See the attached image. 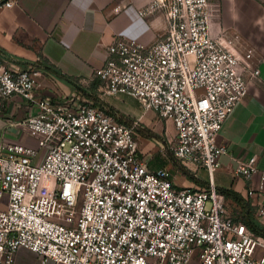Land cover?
Listing matches in <instances>:
<instances>
[{
    "label": "built area",
    "instance_id": "obj_1",
    "mask_svg": "<svg viewBox=\"0 0 264 264\" xmlns=\"http://www.w3.org/2000/svg\"><path fill=\"white\" fill-rule=\"evenodd\" d=\"M209 3L150 0L146 10L163 15V29L149 42L112 33L92 73L100 93H127L173 122V155L205 168L201 186L148 169L135 124L73 94H39L37 70L13 69L0 54V95H20L35 108L8 119L32 142L0 141V264H15L19 248L39 264H264L263 235L230 213L234 200L212 181L227 152L217 136L258 77L257 59L250 47L212 34ZM233 171L249 181L246 195L259 196L264 214L256 155Z\"/></svg>",
    "mask_w": 264,
    "mask_h": 264
},
{
    "label": "crops",
    "instance_id": "obj_2",
    "mask_svg": "<svg viewBox=\"0 0 264 264\" xmlns=\"http://www.w3.org/2000/svg\"><path fill=\"white\" fill-rule=\"evenodd\" d=\"M4 1L0 0V54L13 69L30 67L37 70L40 86L36 91L39 94L74 95L76 88L58 78L49 67V64L55 65L82 85L83 82L89 84L86 86L89 94L78 97L111 110L108 112L115 118L123 119L116 118L120 122L135 124L139 154L148 169H166L173 182L181 186L196 187L208 183L203 167L181 164L195 180L179 169L180 163L171 148L175 128L170 119L143 109L139 101L127 93H100L98 79L92 78L93 70L104 63L105 46L111 41L112 33L149 42L163 29V15L146 10L150 0H12L10 6L3 5ZM209 2L212 34L221 35L223 41L238 50L250 47L259 69L258 77L249 80L247 93L223 121L217 140L226 144L227 152L220 155L212 181L218 189L230 188L249 201L250 216L257 220L259 196H247L249 181L235 175L233 170L237 160H247L255 154L256 167L264 172V0ZM59 87L65 92H60ZM34 110V106L20 95H0V141L32 142L17 126L9 125L8 119H21ZM138 128L151 129L165 142L142 135ZM258 179V174H254L251 181ZM234 202L246 215V209ZM259 219L264 225V215ZM21 255L30 258L29 262L21 260ZM15 264H39V259L34 252L19 248Z\"/></svg>",
    "mask_w": 264,
    "mask_h": 264
},
{
    "label": "trees",
    "instance_id": "obj_3",
    "mask_svg": "<svg viewBox=\"0 0 264 264\" xmlns=\"http://www.w3.org/2000/svg\"><path fill=\"white\" fill-rule=\"evenodd\" d=\"M49 67L51 68V70L54 72V74L60 78L62 81H64L65 83L69 84L70 86H72L73 88L79 89L81 90L83 93L89 94L88 92V88L84 85H82L81 83L77 82L72 76H70L67 73L62 72L59 68H57L55 65L53 64H49ZM111 112V110H108ZM116 118L118 120H123L122 118L116 116ZM139 129V128H138ZM140 133L146 137H152V138H158V139H163L159 134H157L156 132L152 131L151 129L148 128H143V129H139ZM165 142V139H163ZM179 169L185 173L189 178L191 179H196L183 165L179 164L178 165ZM221 191L225 194V196H229L231 197L233 200H235L238 204H240L243 208L246 209V215H244L242 217L243 222L251 229H253L254 231H256L257 233L261 234L264 236V225L263 224H259L257 222V220H254L249 213V201L244 200L241 195H239L238 193H236L235 191H233L230 188H222Z\"/></svg>",
    "mask_w": 264,
    "mask_h": 264
},
{
    "label": "rangeland",
    "instance_id": "obj_4",
    "mask_svg": "<svg viewBox=\"0 0 264 264\" xmlns=\"http://www.w3.org/2000/svg\"><path fill=\"white\" fill-rule=\"evenodd\" d=\"M87 84L88 83H86V82H83V85L84 86H87ZM89 85V84H88ZM58 90L60 91V92H65L63 89H61L60 87L58 88ZM67 92H69V91H67ZM71 93V92H70ZM76 94V95H75ZM78 94V95H77ZM80 94V95H79ZM81 94H84L81 90H79V89H76V91H74V96L75 97H77V98H80L81 99V97H78V96H81ZM228 209L230 210V213L236 218V219H238V220H241L242 219V217L245 215V213H244V211L243 210H241V208L234 202V201H231V202H229V205H228ZM259 214V213H258ZM262 215H264V214H259V215H257L256 217V219H257V222L259 223V224H262L261 223V221H260V217H262ZM264 237V236H263ZM20 259L21 260H26L27 262H29V260H30V258H23V255H21L20 256Z\"/></svg>",
    "mask_w": 264,
    "mask_h": 264
}]
</instances>
